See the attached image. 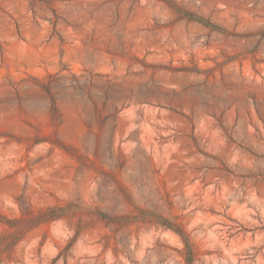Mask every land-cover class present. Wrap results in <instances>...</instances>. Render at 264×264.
<instances>
[{
	"label": "rangeland",
	"instance_id": "374dc122",
	"mask_svg": "<svg viewBox=\"0 0 264 264\" xmlns=\"http://www.w3.org/2000/svg\"><path fill=\"white\" fill-rule=\"evenodd\" d=\"M0 264H264V0H0Z\"/></svg>",
	"mask_w": 264,
	"mask_h": 264
},
{
	"label": "trees",
	"instance_id": "16d2710c",
	"mask_svg": "<svg viewBox=\"0 0 264 264\" xmlns=\"http://www.w3.org/2000/svg\"><path fill=\"white\" fill-rule=\"evenodd\" d=\"M191 19H198L195 16H189ZM177 233H179V235H181V237L183 238L184 241V245H185V250H186V258H187V262H191L193 260V253H192V249L191 246L188 242V240L185 238L184 234H182L181 232L177 231Z\"/></svg>",
	"mask_w": 264,
	"mask_h": 264
}]
</instances>
